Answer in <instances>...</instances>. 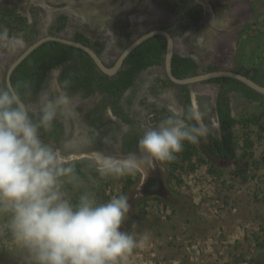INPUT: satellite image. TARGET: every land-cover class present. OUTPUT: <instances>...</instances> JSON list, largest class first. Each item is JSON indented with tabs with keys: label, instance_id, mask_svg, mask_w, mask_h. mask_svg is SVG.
Wrapping results in <instances>:
<instances>
[{
	"label": "rangeland",
	"instance_id": "374dc122",
	"mask_svg": "<svg viewBox=\"0 0 264 264\" xmlns=\"http://www.w3.org/2000/svg\"><path fill=\"white\" fill-rule=\"evenodd\" d=\"M12 1L0 0V7ZM15 1H24L20 8L23 13L28 12V0ZM53 1L59 5L66 0ZM91 1L106 4L107 14L101 19L109 26L127 22L142 28L138 19L151 6L167 17V23L160 21L158 25L171 26L179 19L178 12L173 13L164 0ZM195 1L205 5V18L184 35L174 36L176 51L193 55L202 66V73L233 70L264 86V0ZM207 6L216 14L209 16ZM85 8L94 11L93 6ZM50 13L46 9L41 15L30 17L40 25L41 35L47 33ZM73 15L77 23L88 27L83 16ZM99 15L93 14L92 18ZM111 35L107 31L108 41ZM23 43L11 49L5 66L0 65V86H4L2 77L8 64L29 44L27 40ZM109 48L116 51L114 43ZM151 72L147 73L162 71ZM216 88L212 83L189 85L192 104L198 105L209 131L216 128ZM178 89L179 85L169 86L174 99ZM228 98L234 117L233 164L216 167L197 147L186 154L185 141L175 159L159 162L164 185L172 198L142 197L140 172L119 177L101 175V169L119 162L102 165L90 158L73 159L80 162L79 170L64 187L73 203L83 192L92 194L97 202L120 195L127 197L129 209L121 231L133 235L137 243L121 264H264V106L236 92H229ZM0 264H25L22 251L7 231L0 232Z\"/></svg>",
	"mask_w": 264,
	"mask_h": 264
},
{
	"label": "flooded vegetation",
	"instance_id": "af4514ba",
	"mask_svg": "<svg viewBox=\"0 0 264 264\" xmlns=\"http://www.w3.org/2000/svg\"><path fill=\"white\" fill-rule=\"evenodd\" d=\"M7 1L8 0H6V2ZM164 1L166 4L171 5L173 13L178 12L179 14V19L172 23L171 26H165L162 24L158 25L160 21L166 22L167 17L163 14V11L160 12L157 9L155 10L152 6L151 8H148L149 11L145 12L142 16L140 15V20L138 19V21L143 23L142 28L135 26V24L128 25L127 22H120V25L117 24L118 26H109L108 24H104L105 21L101 19V17L103 18L107 14L106 4L97 5L90 0H86L84 2L66 0L64 3L59 5H57L53 0H28L26 3V10H28V12L24 13L20 8L24 1L18 2L14 0L7 3L8 6L0 7V12H6L2 15L6 18L0 26L8 29L9 36L14 37L16 41H18L16 45L18 44L22 46L21 44H24L23 42L26 40L30 44L39 37L43 36L41 35V31L43 30L40 29V25L34 23L36 21L32 20L30 17L36 16V13L41 15L46 12V9H48L51 13L48 19L49 24L47 27V33L44 35L61 36L86 44L107 66H112L123 50L142 34L154 29H164L168 31L173 39L172 60H181L180 65H182L183 62H185L182 61L183 59H190L196 66V73L194 75L202 73V66L193 55L176 51L174 36H182L192 27L199 25L203 18H205V5H203V3L196 2L195 0H186L185 3L180 0ZM68 3L72 6H77L76 9L74 10V8H69ZM194 4L201 5V17L197 20V22L190 23L187 28L182 30L181 24L183 25L185 22H188V20L184 21L182 19V17L185 16L186 8ZM86 5L94 7L93 13L90 10L81 7ZM207 8L209 16L215 13V10H213V13L212 11L210 12V10H212L211 6H207ZM8 11H11L12 13L7 14ZM72 13L83 16L89 24L88 27L77 23ZM93 14L100 15L97 18H92ZM107 31L112 32V38H110V41L106 39ZM19 33L21 36L16 38L14 35ZM153 36L156 38L153 43H146L144 40L132 49L131 52L135 51L136 56L131 58V52L128 53L123 59L121 66L113 75H107L102 72L94 63L93 59L84 50L68 45L76 49H71L70 54L68 52L65 53L64 58L45 68L44 71L40 73L35 92L32 95H25L23 97V102L29 105L32 110L30 115H34L39 112L41 107L39 98L44 93H46L49 98H55L61 92H65L68 97L67 105L58 109L57 117L55 119L61 127L59 140L53 142L41 136L42 140L45 143L56 146L69 139V132H72L73 134V132L78 130L79 132H77L79 135H82V132L84 131L85 133L87 132V134L93 133L92 136L95 141L94 144L100 149V152H97L96 150L95 152L78 150L69 156L72 157V159L90 158L95 162H100L102 165L118 162L122 163L133 154L139 155L138 142L142 137L145 128H154L158 126L163 119L171 115L168 111L169 104H173L177 109L183 110L186 114V93H189L190 105H192L189 89L190 84H176L179 85L178 94L175 99L172 97L169 86L170 84L175 83L167 77L164 67L166 39L160 34ZM112 43L115 44L116 51L109 48ZM11 49L12 48L7 44L0 43L1 66L6 65L7 56L9 55V52H11ZM18 55H16L12 61ZM86 55H88L89 58H86ZM175 56H177L176 59ZM88 59L92 60V63H90ZM128 60H137L139 62V66L136 70L127 69L130 65ZM157 60L159 61L157 62ZM53 61L55 60L52 59L51 62ZM123 69H126L125 71L129 73L130 83L123 89V91L119 92L120 90H118L120 94H116L117 96H115V100L104 95V92L101 91L95 83H89L91 72L95 71L97 73H103L105 77H107H101L99 80L107 83L110 79L116 78V74ZM155 69H161L162 72H156L152 75L147 73H152L151 71ZM208 71L210 70H207L206 72ZM5 74L2 77V85L4 86H6ZM21 76L24 77L26 75L23 76L21 74ZM99 76L97 77L100 78ZM65 81H68V85L66 87L64 86ZM201 82L217 85L213 104L216 118V128H214L213 131H209L206 137L201 138L194 144L200 150L202 156L209 160V162L214 166L219 168L229 167L235 160L234 152L230 153L229 150L226 149L225 153H216L213 151L211 146L212 141L210 138V136L220 134V127L216 112V99L220 83L211 79ZM230 113L231 116H233L231 107ZM66 125H68V128ZM125 128L128 129L127 132L124 130ZM231 149L234 151L233 148ZM93 154L98 156L95 157ZM102 161H109L110 163L104 164ZM161 171L162 168L159 162H156L146 174L140 172L142 176L140 181V193L142 197H156V199H169L174 197L164 185Z\"/></svg>",
	"mask_w": 264,
	"mask_h": 264
},
{
	"label": "clouds",
	"instance_id": "9594fccd",
	"mask_svg": "<svg viewBox=\"0 0 264 264\" xmlns=\"http://www.w3.org/2000/svg\"><path fill=\"white\" fill-rule=\"evenodd\" d=\"M0 43L14 48L18 41L0 26ZM18 87L30 95L28 82H18ZM39 100L41 107L33 119L17 89L0 86V232L10 234L25 264H121L137 243L133 235L121 231L129 209L127 197L97 202L83 192L76 203L68 198L64 187L74 177L73 159L40 135L41 129L51 130L68 97L65 92L55 98L44 93ZM168 111L171 115L158 126L145 128L139 155L101 169V175L146 174L156 162L175 159L185 141L194 144L208 135L195 103L186 114L173 104Z\"/></svg>",
	"mask_w": 264,
	"mask_h": 264
},
{
	"label": "trees",
	"instance_id": "16d2710c",
	"mask_svg": "<svg viewBox=\"0 0 264 264\" xmlns=\"http://www.w3.org/2000/svg\"><path fill=\"white\" fill-rule=\"evenodd\" d=\"M181 2L185 3L186 0H180ZM6 12H0V24L3 22V20L6 18L2 16ZM11 11H8L7 14H11ZM202 8L201 5H191L186 8L185 16L182 17L184 21L188 20V22H185L183 25L181 24V29L184 30L187 28L190 23L197 22L199 18L201 17ZM155 36L147 38L144 42L146 43H153L155 41ZM71 49H76L71 46H68L66 44L56 42V41H49L41 44L36 49H34L29 55L25 57L24 60H22L19 65L14 69V71L11 74V84L13 88L17 89V91L20 93L21 98L23 100V97L25 96V90L22 87H18V82L21 84L23 82H28L30 84V95H32L36 88L37 83L39 81L40 73L44 71L45 68L53 64L54 62L61 60L64 58L65 53H71ZM135 51L130 53V57H135ZM86 58H89L88 55H86ZM177 56H175V59ZM54 59L55 61L51 62V60ZM88 61L92 63V60ZM159 60H157L158 62ZM182 65H180L181 60H172V71L173 74L176 77L184 78L188 76H192L196 73V66L195 63L190 59H183ZM88 62V63H89ZM130 62L129 67H127L128 70H136L139 66V62L137 60H128ZM126 69H123L119 71L116 74V78L110 79L107 83H104L103 81H100L101 77H105V75L101 72H91V78H89V83L93 82L95 85L104 92V95L113 98V100L116 99L115 96L119 92L123 91L125 87H127L130 83L129 80V73L125 71ZM21 74L24 76L22 77ZM100 75V76H99ZM244 75V74H243ZM99 76L100 78H98ZM98 78V79H97ZM91 79V80H90ZM213 81H216L220 83L219 91L217 94L216 99V112H217V118L219 122L220 127V134L216 136H210L211 138V146L213 148V151L216 153H225L226 149L229 150L230 153H233L234 151L231 149L233 148V124H234V117L231 116L230 113V105H229V98L228 93L229 92H236L245 98L249 100L256 101L264 106V95H261L254 90H252L250 87L245 85L244 83L230 77H221V78H213L211 79ZM118 90H120L118 92ZM120 94V93H119ZM115 97V98H114ZM186 113L190 105V99H189V93H186ZM33 119H36V115H32ZM188 123H193L191 121H188ZM61 132V127L59 123L55 120L53 122V126L50 131L45 132L43 129L40 130V135L56 142L59 140ZM221 137V138H220ZM194 147H197L193 143L187 142L186 144V151L188 153H191L192 149ZM234 149V148H233ZM79 163L80 162H74L75 166V172H74V178L77 176L79 170Z\"/></svg>",
	"mask_w": 264,
	"mask_h": 264
},
{
	"label": "water",
	"instance_id": "95a60500",
	"mask_svg": "<svg viewBox=\"0 0 264 264\" xmlns=\"http://www.w3.org/2000/svg\"><path fill=\"white\" fill-rule=\"evenodd\" d=\"M163 35L166 39V48H165V56H164V67H165V72L167 77L175 84H192V83H197L201 82L204 80L212 79V78H217V77H230L234 78L248 87H250L252 90L255 92L264 95V86L258 84L251 78L238 73L233 70H227V69H222V70H213V71H208L205 73H200L196 74L193 76L189 77H184V78H178L176 77L173 72H172V67H171V60H172V55H173V39L171 35L168 33L167 30L164 29H154L150 30L141 36H139L137 39H135L129 46H127L123 52L120 54L118 59L115 61V63L112 66H107L103 63V61L99 58V56L86 44H83L78 41L70 40L61 36H53V35H43L39 37L37 40L34 42L30 43L8 66L5 74V84L6 87L13 88L11 84V73L13 70L16 68V66L27 56L29 55L34 49H36L39 45L46 41H57L61 42L67 45H71L77 48H80L84 50L94 61V63L98 66V68L104 72L107 75H113L116 73L118 68L121 66L123 59L126 57L128 53L131 52L132 49H134L138 44L146 40L147 38L153 36V35ZM52 97V96H51ZM68 128V125H66ZM76 130L75 132H69V139L66 142H61L59 145L53 146L54 148L60 149L65 156H69L70 154H73L77 152L78 150L82 151H90V152H100V149L94 144L95 141L93 140V136L91 134H87L82 132V135H79V131ZM93 131V130H91ZM85 133V134H84Z\"/></svg>",
	"mask_w": 264,
	"mask_h": 264
},
{
	"label": "bare ground",
	"instance_id": "6f19581e",
	"mask_svg": "<svg viewBox=\"0 0 264 264\" xmlns=\"http://www.w3.org/2000/svg\"><path fill=\"white\" fill-rule=\"evenodd\" d=\"M90 1H91V0H90ZM82 2H84V1H82ZM76 3H77V2H76ZM78 3H79V2H78ZM89 3H90V2H89ZM68 4H69V3H68ZM79 5H80V4H79ZM86 6H88V5H86ZM70 7H71L72 9L74 8V10H75L77 6H72V5L69 4V8H70ZM81 7H82V8H85V6H84V7L81 6ZM85 10H86V9H85ZM93 156L97 157L98 155L93 154ZM98 161H99V159H98ZM102 162H103L104 164L110 163L109 161H107V162H106V161H102ZM111 162H112V161H111Z\"/></svg>",
	"mask_w": 264,
	"mask_h": 264
}]
</instances>
